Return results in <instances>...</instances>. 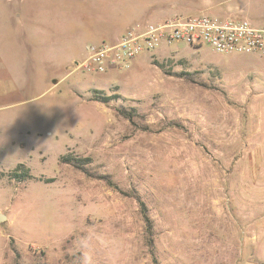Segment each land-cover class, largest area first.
<instances>
[{"label":"rangeland","instance_id":"1","mask_svg":"<svg viewBox=\"0 0 264 264\" xmlns=\"http://www.w3.org/2000/svg\"><path fill=\"white\" fill-rule=\"evenodd\" d=\"M231 2L264 18V0ZM16 8L0 0V47ZM86 74L39 94L17 90L0 67V264H264V59L174 43L103 84ZM94 90L120 98L103 104ZM31 108L46 109L37 128L16 114ZM67 153L88 158L85 171L61 162ZM19 164L42 180L16 186L6 174ZM102 176L142 197L152 230L138 200Z\"/></svg>","mask_w":264,"mask_h":264},{"label":"crops","instance_id":"2","mask_svg":"<svg viewBox=\"0 0 264 264\" xmlns=\"http://www.w3.org/2000/svg\"><path fill=\"white\" fill-rule=\"evenodd\" d=\"M15 1L16 10L5 12L3 16L1 73L12 79L20 92L26 90L27 93L39 94H54L69 76L83 70L77 66L88 58L90 46L115 44L134 28L142 32L150 26L203 12L223 20L247 19L253 24L264 20L250 17L251 20L242 15V8L231 0H220L211 7H200L201 0ZM204 2L208 4L209 0ZM47 70L57 77L53 84L39 79L40 73ZM116 70L86 74L84 79L103 84L108 79L104 74L113 76ZM62 71L68 72L60 75ZM78 81L81 82L80 78ZM51 99L57 97L52 96ZM48 105L53 108H47L48 114L57 115V109L61 110L55 101ZM22 111L25 114L16 113L18 118L23 120L28 116L37 128L46 109Z\"/></svg>","mask_w":264,"mask_h":264},{"label":"built area","instance_id":"3","mask_svg":"<svg viewBox=\"0 0 264 264\" xmlns=\"http://www.w3.org/2000/svg\"><path fill=\"white\" fill-rule=\"evenodd\" d=\"M183 43L210 47L217 54L255 53L264 59V27L247 19H219L209 15L176 18L140 32L129 30L115 44L90 46L89 56L78 68L88 73L123 69L144 52L162 45Z\"/></svg>","mask_w":264,"mask_h":264},{"label":"trees","instance_id":"4","mask_svg":"<svg viewBox=\"0 0 264 264\" xmlns=\"http://www.w3.org/2000/svg\"><path fill=\"white\" fill-rule=\"evenodd\" d=\"M93 94H94V96L92 95V100L97 101V102H101L103 104H108L109 101H111L115 98H120V95H116V97L98 96L97 90H94ZM116 110L119 114H121V115L125 116L126 118L132 120V115L129 114L126 109L120 107V108H117ZM88 161H89L88 158H83V157H80V156L75 155L73 153H67V154H64L63 156H61V162L65 163V164L72 165L75 169L81 170V171H85L86 162H88ZM6 176H8L10 181L15 182L16 186H19V187L22 186L23 188L26 187L30 181H33V180L41 181L42 180V177L35 176L32 173L31 169L25 164H19L14 171L7 173ZM101 179L106 180L107 183L109 184V186H111L115 190L120 191L122 194L127 195V196H132L136 200H138L142 214H143V217H144V220H145V223L147 224L148 228L152 230L153 223H152V219H151L150 214H149V209H148V206L145 203V201L142 200V197L138 193L137 194L125 193L124 191H122V189H120L118 187L117 184H115L113 182V180L110 177L102 176ZM52 182H54V179L46 180V183H52Z\"/></svg>","mask_w":264,"mask_h":264},{"label":"water","instance_id":"5","mask_svg":"<svg viewBox=\"0 0 264 264\" xmlns=\"http://www.w3.org/2000/svg\"><path fill=\"white\" fill-rule=\"evenodd\" d=\"M7 219L5 214L0 213V223Z\"/></svg>","mask_w":264,"mask_h":264}]
</instances>
